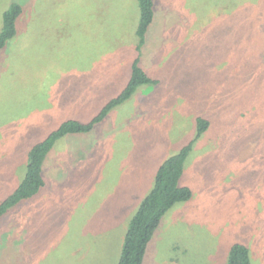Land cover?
<instances>
[{
  "label": "rangeland",
  "instance_id": "rangeland-1",
  "mask_svg": "<svg viewBox=\"0 0 264 264\" xmlns=\"http://www.w3.org/2000/svg\"><path fill=\"white\" fill-rule=\"evenodd\" d=\"M20 1L26 22L0 50V202L35 144L122 92L137 53L134 0ZM157 4L143 65L159 83L56 143L45 186L0 219V264H119L159 167L199 117L210 127L180 182L193 196L165 215L144 264H227L237 243L264 264V0Z\"/></svg>",
  "mask_w": 264,
  "mask_h": 264
},
{
  "label": "trees",
  "instance_id": "trees-1",
  "mask_svg": "<svg viewBox=\"0 0 264 264\" xmlns=\"http://www.w3.org/2000/svg\"><path fill=\"white\" fill-rule=\"evenodd\" d=\"M134 1L137 4L136 15L138 18L135 30L137 41L134 45L137 53L134 54L129 64L128 73L130 75L126 86L117 96L107 101L100 112L90 121L68 119L62 122L43 141L31 148L23 180L12 195L0 202V219L13 207L33 199L45 186L44 164L58 141L69 135L91 133L96 125L101 123L111 111L130 100L140 88L151 87L159 83L160 78H158L159 80L154 78L143 65V56L148 52L146 48L150 45L149 32L152 26L156 22L157 26L161 20L157 0ZM134 1L133 4L136 6ZM30 7L20 0H12L9 8L3 13L0 50L5 48L20 33L23 17L26 16ZM25 22L24 20L23 23ZM153 34L154 31L152 36ZM209 127V120L199 117L195 137L159 167L153 189L144 198L130 221L119 264H144L147 249L165 215L177 204L191 200L192 190L189 187L181 186L180 182L184 175L186 162L193 153L196 142L202 138ZM227 264H253L250 249L241 243L234 244L229 252Z\"/></svg>",
  "mask_w": 264,
  "mask_h": 264
}]
</instances>
